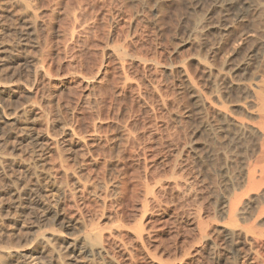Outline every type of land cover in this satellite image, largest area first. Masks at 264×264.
I'll return each mask as SVG.
<instances>
[{"label": "bare ground", "instance_id": "bare-ground-1", "mask_svg": "<svg viewBox=\"0 0 264 264\" xmlns=\"http://www.w3.org/2000/svg\"><path fill=\"white\" fill-rule=\"evenodd\" d=\"M42 1L48 3L50 0ZM172 1H177L178 17L185 9V4L181 3L182 0L168 2ZM32 2L33 0H0V24L4 36V42L0 43V264H32V260L43 256L45 246L54 247L57 242L64 243L63 264H95V257L104 264H127L131 261L128 243L123 241L125 232L129 231L127 227L125 231L123 223L121 227H117V221L115 225L111 224H117L115 228L112 226L111 230L104 232L106 235L99 228L98 222H92L98 223V227L96 224H90L91 228L86 226L85 215L93 205L100 206V209L103 207V211L105 208L107 210L113 203L109 198L117 194L120 185H123L115 174H110L115 165L107 159L116 150L118 160H133V149L139 133L138 130L135 133L128 122L137 118H129L126 124L116 121L114 127H111L114 123L105 127L100 119V108H103V104L109 107V104L105 96L98 99L92 96L98 90L102 95L118 98L116 100L119 102L130 97L129 110L132 112L137 105L143 106L146 94L150 93L156 98V95H160L159 85L156 87L154 84L153 89L148 92L143 90L146 83L143 84L145 81L141 79L148 75L146 71H150V77L156 80L164 73L171 78L178 74L195 110L204 122L203 129L200 126L202 135L203 132L206 133L211 142L217 141L223 145V150L227 149L223 152L221 145L219 150L217 148L222 151L217 156L226 166L222 173L224 193H221L222 203L219 209L224 221L222 224L204 226L200 224L201 214L194 215L196 217L193 220L199 228L200 237L208 245H217L224 254H231L235 258L244 255L249 264H264V0H188L191 11L194 12L192 20L190 19L193 26L189 32L186 31L190 34L188 39L182 42L198 52V59L195 61L202 72L203 89L199 88L202 85L198 86L188 62L191 56L188 60L180 58L176 63L168 58L170 62L162 63L165 56L161 53L163 51L158 52L155 43L163 37L160 17L166 9L169 10L165 0H83L81 6L78 4L80 7L77 5L79 11L73 10L76 13L67 16L68 24L61 31L53 30L54 16L59 12L48 9L52 15L45 19L44 12L35 7L38 1L37 4L35 0V4ZM96 6L102 10L101 18H97L103 24L108 23L109 18H114L125 27L122 28L119 44L111 47L108 44V48L104 44L106 47L102 49L101 53L110 60L112 66L108 67L109 63L106 64L105 61L96 69L83 73L84 65L72 52L75 53L77 44L81 43V34H87L91 29L84 13ZM200 11L203 13H199ZM213 14H217L215 22L211 19ZM148 45L154 48L146 47L148 50L143 54L142 48ZM218 55L220 67L213 64ZM65 62L71 67V71L68 69L66 74L62 70ZM141 72L146 74L139 79L138 74ZM76 89H84L80 99H76L74 103L65 99L66 92L70 94ZM169 90L165 92L169 94ZM235 96L237 99L240 97L241 101L238 104L239 111L236 110L238 106L235 109L238 113L232 117L230 111L233 109L226 105ZM164 99L166 98H161ZM153 105L152 108L150 103L146 105L153 110H150L152 115L160 108L156 109V104L155 107ZM246 105L252 108L248 112L249 119L242 117ZM117 110L122 113L121 106ZM136 114L138 116L137 112ZM155 114L154 117L158 118ZM211 117L213 121H209ZM160 118L162 121V116ZM153 120L151 118L149 129L142 134L149 139V145H143L145 149L155 148L161 141L160 138L165 137L155 133L154 130L159 129L155 122L160 120H155L154 123ZM113 131L116 134H112ZM183 146L182 149L186 150ZM169 149L171 148L167 150ZM144 154L148 156L147 153ZM172 166L175 172L173 175L177 174L178 167L182 168L178 163ZM229 166L231 168L228 169ZM146 167L147 165L143 168ZM183 169L185 168L180 169L182 177H170V182H156L153 175L151 178L154 186L151 187L150 182L149 187L146 181V192L142 193L148 195L154 206H160L161 200L157 198V193L162 196L167 191L175 193L178 200L187 201L193 196L194 183L191 179L185 180V177L181 179L184 176ZM158 177L157 181L162 180ZM146 194V202L143 200L145 206L141 205L143 202L140 204L144 210L149 204ZM70 206L75 208L76 214H68ZM155 211H151L152 214L157 213ZM162 212L159 211L158 214L162 215ZM110 213H107L109 219L117 220L116 216H112L115 212L112 215ZM82 227H89L90 230L83 232L85 229H82V233H79V228ZM63 229L70 233L61 235ZM137 230L134 229L133 240L138 245L132 246L135 247L133 250L145 248L142 241L145 230ZM107 238H112L111 243ZM147 255L150 256L149 252Z\"/></svg>", "mask_w": 264, "mask_h": 264}, {"label": "rangeland", "instance_id": "rangeland-1", "mask_svg": "<svg viewBox=\"0 0 264 264\" xmlns=\"http://www.w3.org/2000/svg\"><path fill=\"white\" fill-rule=\"evenodd\" d=\"M37 1H38V4L36 3ZM81 1L83 2V0H59V1L58 0H50L48 3H46L42 0H40V1L35 0V3L37 4V5H35V7H38L39 10L44 12L43 16H45V19L49 18L50 15H52V13L50 12V10H52V9L61 13V14H59V13L56 14L54 16V20H53V27H54L53 30L54 31L55 30L61 31V29H63V27L68 24L67 16H70L71 14H73V12H74L73 10L79 11V7L81 6V3H82ZM168 1L169 0H165V2L167 3L166 5H169V10L167 11V9H166L164 11V13L161 14V17H160L161 18L160 24H161V26H163V29H162L163 30V37H162V40L161 39L158 40L159 43H158V41L155 43L157 48H158V52L163 51L161 53L165 57L163 58V60L159 57L158 58L160 60H162V63L164 64L166 61L167 62L169 61V60H167L168 58H170V61H172V63H176L180 60V58L185 57L184 59L188 60V58L190 56L192 58L194 57L193 59H191V57H190L191 60L189 59L190 61L188 60V62L191 64L192 71L194 73V77H196V82H197L198 86L202 85V87L200 86L199 88L203 89L204 79L202 80V78H203L202 72L198 68V65L195 61V59H198L197 58L198 52L195 49H193V47H191L190 45H184V43L182 42V41H186L188 39V36L190 35L188 33L189 32L188 30L192 29L193 25H192L190 19L192 20V15H193L192 13H194V12L191 11L192 8H191V6H189L188 0H182L181 3L185 4V9L177 17L176 16L177 15V12H176L177 11V1L176 2H174V1L168 2ZM54 2H56V3H54ZM32 3L35 4L34 0ZM75 7H76V9H75ZM48 9H50V10H48ZM39 10H38V12H39ZM198 10H200V9H196V11H198ZM76 11L74 13H76ZM101 13H102V10L100 9L99 6H96L92 10L86 11L84 13L85 19L87 20L91 29L89 30V33H87V34L82 33L81 34V37H80L81 43L77 44L78 47H76V50L78 52L76 50H75V53L72 52L73 54H75L77 60L79 62L81 61L82 65H84L83 66V70H84L83 73L88 72V70H90V69H96L97 66L100 65V63L102 64L103 62L106 61V64H108L110 62V60L107 57L103 56V54L101 53L102 49H104V47H106V46L108 48L109 46L111 47V45L119 44L120 39H121L120 34L122 31V28L125 27L121 24V22H119L118 20H116L114 18L113 19L109 18L108 23L103 24L97 18V16L99 17V19L101 18ZM199 13L202 14L203 12L200 11ZM92 18H93L94 22H92ZM216 18H217V14H213L211 19H212V21L215 22ZM179 21H180V24H179ZM54 24H55V26H54ZM56 27H57V29H56ZM185 27H187V28H185ZM186 31H188V32H186ZM94 34H95V36H94ZM108 38H109V40H108ZM88 41H89V43H88ZM3 42H4V36H3V31H2V25L0 24V43H3ZM108 44H109V46H108ZM162 45H164V47ZM146 47H148L149 49H152V47L154 48V46H151V45L145 46L144 48H142L143 54H145V52L148 50V48H146ZM165 48H166V50H165ZM175 50L177 52H175ZM179 51L182 54L179 53ZM150 52H154V50H150ZM187 54H189V55H187ZM180 55L183 57H181ZM219 58H220V56L218 55L215 58V60H213V64L216 67H220V59ZM110 66H112L111 63H109L108 67H110ZM70 68L71 67L68 64V62H65L64 65L62 66V70L64 71L63 73L66 74L67 72H69V70L71 71ZM146 72L148 74V75H146V77H145L146 73L141 72L140 74H138L139 79L145 77L144 79H141L143 82L145 81L143 84L146 83V85H143V90L148 92V91L153 89L154 84H155L156 87H158L157 85L160 86L159 90L161 91L160 95L158 94L159 98H158V95H156L157 96V98H156L155 96L153 97L152 95H150V93H148L150 96L147 94L145 96V98H147L146 99L147 102L145 101V103L149 102L151 108H152V104H154V105L156 104L155 105L156 107L153 105L156 109L160 107L158 109V112L156 111V109L154 110L156 112H153V115H152L153 110L149 107H146V105H148L149 103L148 104L143 103L142 104L143 106L137 105V107H135L133 109L134 111L132 110V112H131L129 110V108H131L130 97H126L125 99H123L119 102L118 100H116L118 98L115 99L114 97L111 98L110 95L109 96H106L104 94L102 95L100 92H98V90L93 92L92 97L94 99H98L99 97L105 96L106 101L109 104V107L107 105L103 104L104 105V106L102 105L103 108H100L102 110L100 112V114H101L100 119L103 120L102 121L103 125L105 127H107V126H110L114 123L111 126V127H114L117 122L126 124L129 121V118H130V120L137 118V120H133L131 122L129 121L128 125L132 126L135 133H137L136 131L138 130L139 139H137L135 142L136 145H135V148L133 149L135 157L133 158V160L132 159L131 160L125 159L122 161H120L121 159L118 160L116 150L111 153L112 159L111 158L107 159V161H109L111 164L113 163L112 165H115L112 168L111 172L109 170L108 173L110 172V174H115L116 179H120L119 182H122L123 185L122 186L120 185L119 191H121L123 194L119 193V191H118L117 194H114L109 198L110 202H112L111 200H113V203H112L113 205L110 204L109 207H107V210L109 209L108 210L109 212L105 208V210H104V211H106V213H105L102 210L104 208L102 207L100 209V206H97V205H93L92 207H90L89 212H87L85 215V220H86L85 225L89 226L91 228L92 225H90V224H94L92 222H98L99 224L98 223L97 224L100 225L99 228H102L104 231L102 229H101V231H103V233H104L107 229L111 230V228H113L112 226L115 225V222L118 221V223L120 224V226H119V224H118V226L116 224L117 227H121V224L123 223L122 227L124 225V231L127 229L130 231V232L129 231L125 232L126 236L123 240V241H125V243H128L127 247L131 251V261L127 262V264H249V262L245 261L246 258L244 257V255H241L240 257L235 258V256H233L231 254H224L225 252H223L217 245H212L211 243H210V245H208V243H206L205 240H203V238L200 237L201 235L199 234L200 233L199 228H197L198 226H197L196 222L194 221L195 217H196V216L194 217V215H197V214H201L200 224L204 225V226L210 225V224H222V222L224 221V217L222 216V214H220L219 209H220V205L222 203V199L220 198L222 196L221 193H224L222 191V190H224V188H223L224 181H222L223 180L222 177H224V175L222 173H223V169L224 168L226 169V166L224 167V162H222L223 160L221 159V161H220V157H218L217 155L219 154V152H222V151L224 152L227 149L224 148V150H223V145H221V143H219V142L217 143V141H214L216 143L211 142V140H209L210 137L206 133L203 132V135H205V137L202 135V133H201L202 129H203L202 124L204 122H202L198 112L195 110V107L192 104V99L190 98L188 93L185 91V84L183 83L182 79L180 78V76L178 74H174L175 76L172 75L174 77L171 78V76H167L166 73H164L163 76H161L162 74L160 75L161 78L163 77L162 79L159 76V78L156 80L153 77H150L151 76L149 74L150 71H149V73H148V71H146ZM110 77L111 76L109 75L108 78H110ZM152 78L154 79V81ZM146 79L149 80V82ZM168 80H170V81H168ZM157 81H159V82L161 81V83H159ZM166 86H168V87H166ZM144 87H146L147 90ZM165 88H167L166 89L167 92L170 89L169 94L167 92H165L166 91ZM76 90H77V92H76ZM76 90H74V92L72 91V93H70V94L68 92H66L64 95L65 99H68L69 101L72 100V103H74L76 101V99H80L82 91H84V89L83 90L76 89ZM78 92H80V93H78ZM164 94H167V95H164ZM161 96H163V97H161ZM149 97H150V100H149ZM167 97H168V99H167ZM161 98H166L167 100L164 99L165 100L164 101V100H161ZM153 99H155L156 102H154ZM161 101H163L165 103L163 104V102H161ZM236 101H238V102H236ZM240 101H241L240 97L237 99V97L235 96L233 99H230L229 103L226 105L227 107L230 106V108L233 109L232 111H230L233 115L232 117L235 116V113L237 112L236 110H238V108H240L238 106ZM112 102L114 103V105ZM170 102H172V104H170ZM242 102H241V104H242ZM158 103H160L159 106L157 105ZM122 105H123V107H122ZM119 106H121V108H122V111H121L122 113L118 112V110H117ZM141 107H143V108H141ZM236 107H237V109H236ZM97 108H98V106H97ZM97 108H96V110H97ZM106 109H108V110H106ZM251 109L252 108H250L249 106L247 107V105H246V107H244L242 117L245 119H249L250 115L248 112H250L249 110H251ZM253 109H255V108H253ZM150 110H152V111H150ZM110 111H111V113H110ZM136 112L138 113V116H136L137 115ZM155 113H160V114H155ZM111 114H112V116H111ZM154 114H155V116H157V117L159 116V117L155 118ZM160 115L162 116V121H161ZM142 116H144V117L142 118ZM149 116L150 117L152 116L151 117L152 119L154 118L153 123L155 120H158V119L160 120L159 122L158 121L155 122V123H158L157 127H159V129L156 128L157 131H156V129L154 131H155V133H158V135L160 137L165 136V137H163L165 139L159 137L161 141H159L160 143L158 142L157 145L154 144L155 148L153 146L152 148L147 147V149H145L144 148L145 146H143V145L146 144L148 146L149 144H147V143L149 142V139H148L147 135H146V137H144V136H142V134L145 133L144 130H146V129L148 130L150 127L149 125L151 123V118ZM118 117H119V119H118ZM138 118H140V119H138ZM210 119L213 121L212 117L209 118V121H211ZM113 120H114V122H113ZM138 120L139 121L141 120L142 122L140 121L139 122L140 124H139ZM82 121H84V120H82ZM105 122H108V123H105ZM130 123H132V124H130ZM159 123H161V124H159ZM144 125L146 126V128ZM164 125H166V126H164ZM200 126L202 129L200 128ZM147 130H146V132H147ZM113 133L116 134L114 131L112 132V134ZM162 133L165 135H162ZM109 134H111V132ZM168 135L170 136V138ZM140 138H141V140H140ZM166 138L167 139L169 138V139L167 140ZM161 142H163V143L161 144ZM213 143H214V145H213ZM140 144H142V145L140 146ZM162 145L164 146V148H165V146L167 147V145H168V147L164 149ZM219 145L222 146V147L220 146L222 151L221 150L218 151L220 149ZM182 146L186 150H183ZM185 146H187L188 149L185 148ZM140 147H142L143 150L140 149ZM169 147L171 149L167 150ZM159 148L161 150H163V149L164 150L163 151L158 150ZM217 148H218V150H217ZM149 149H151L152 151ZM208 149H209V151H208ZM215 151H216V153H215ZM143 152L147 153L148 156L145 155ZM164 153H166V154H164ZM159 154L162 156L160 157ZM213 154H215V155H213ZM138 155H139V157H137ZM140 156H142L141 160H140ZM145 156L147 158V159L145 158L146 160L144 159ZM150 156H152L151 159H150ZM213 156L214 157L216 156V157L214 158ZM156 157H157V159H156ZM201 157H204L205 159L201 158ZM95 158L98 159V157H95ZM202 159H203V161H202ZM110 160H112V161H110ZM147 160L149 161L148 164L146 163ZM153 160H155L156 162ZM215 160L217 163L214 162ZM128 162H129V164H128ZM136 162H137V164H135ZM204 162L206 165H208L207 167H205L206 165L204 164ZM219 162H220V164H219ZM119 163H121V165ZM143 163L145 165H147L146 168H143V167H145V165ZM173 163L174 164L178 163V166H182V168L183 167L185 168L182 170V171H184L183 172V175H184L183 178H181L182 177L181 176L182 172H180V169H182L181 167H178L177 169H179V170L176 169L177 174L173 175V173H175V172H173L174 168H172L173 167L172 165H174ZM152 165H153V167H152ZM209 165H211V166H209ZM119 166H121V167H119ZM121 168H123V169H121ZM147 168L149 171L151 170L153 172L151 173V171L150 172L147 171ZM171 168H172V170H171L172 174L170 173ZM218 168L221 170L220 172H219ZM229 168H231V167L229 166L228 169ZM152 169H155L157 172L155 170H152ZM185 170H186V172H185ZM121 171H122V173H124V174L121 173L123 176H121V174H120ZM144 171H147L148 174ZM232 171H233V169H232ZM149 175H151V176H149ZM220 175H223V176L220 177ZM148 176L150 178H148ZM152 176L155 178L156 182H161V181L162 182H170L173 179L172 177L178 178L179 176H181L180 177L181 179L186 178L185 180H188V181L191 179L190 181H193V183H194V186H193V188H194L193 192L194 193L192 196L193 199L192 198L188 199L189 200V201L187 200L188 202L183 201V202H185V204H184L181 201V199L178 200L179 198L175 195V193L167 191V193L165 192L164 194H162V196H161V194L158 195L159 193H157V198L158 197L160 198V199L159 198L158 199L162 201V204H164V206L161 204V201L159 202L160 206H158V205L154 206V204H152V202L149 201L150 199H149L148 195L145 193L147 195V200H148L147 204L148 203L149 204L145 210L142 209L145 206V205L143 206V204H145V202H146V196L142 192H146V187H145L146 181H147L149 187L151 186L150 185L151 183H152L151 187L154 186V184H153L154 181L151 178ZM158 176L161 177L162 180L159 181V179H158V181H157L156 179ZM122 177H125V178H122ZM139 177H141L143 179V181ZM108 178H110V175H108ZM149 179L151 181H148ZM140 180H141V182H140ZM133 183L136 184V187ZM142 184H144V185H142ZM128 186H130V188ZM140 186H142V187H140ZM221 186H222V188H221ZM138 187H140V188H138ZM143 188H145V191ZM220 190H221V192H220ZM125 191H127V192H125ZM130 191H131V193H130ZM169 193H172V195L171 194L169 195ZM194 194H195V196H194ZM163 196H165V197H163ZM166 196L169 198H167ZM143 200L145 202H143ZM182 203H183V205H182ZM262 203L264 204V200L262 201ZM69 204L71 205L72 203H69ZM153 206L156 208H154ZM165 206H166V209H165ZM160 207H162V209ZM152 208H153V210L155 209L156 211L155 210L154 211L157 213L152 214V212H154L153 210H151ZM149 210H151L152 212ZM164 210H165V212H164ZM75 211L76 210L73 206L72 207L70 206L68 208V214H70V215L74 214ZM143 211H144V213H143ZM159 211H160V213L163 211L162 215L158 214ZM110 212H112V213H110ZM104 213L106 214L107 218H106V216H104L105 215ZM107 213L108 214L110 213L111 215L114 213V215H112V216H114V217L116 216L117 220L114 217H113L114 220L112 218L109 219ZM115 214H117V215H115ZM182 214H184V216H182ZM142 215H145L146 217L142 216ZM100 216L102 219L100 218ZM143 217H145V218H143ZM193 217H194V220H193ZM110 220L113 222H111ZM130 222H132V223H130ZM112 223L114 225H111ZM97 224H96V226H97ZM138 225H140V226H138ZM116 226H114V228ZM89 227H88V229H87V227H86V229L83 227L79 228V233H82V229H85L83 232L89 231L90 230ZM125 227H127V229H125ZM134 229H138L139 231H141V229L145 230L143 233L144 238L142 240L144 243L143 245L145 246L144 249L139 248L137 250H133L135 247H132V246L138 245L137 244L138 242L134 243V240H133V234L135 233ZM67 233H70V232L66 229H63L61 232V235L64 236ZM104 234H106V233H104ZM107 239H109L108 242H110V240L112 241V238H107ZM43 250H44L43 256L41 258L32 260V264H63V262L65 260L63 258V254L65 253L64 243L57 242L54 245V247L53 246H50V247L45 246ZM146 252L147 253L149 252L150 256H148ZM93 261L95 264H104L99 258H96V257L93 259Z\"/></svg>", "mask_w": 264, "mask_h": 264}]
</instances>
